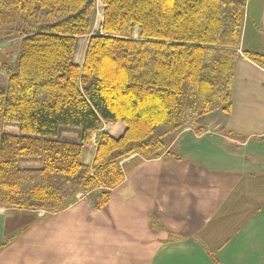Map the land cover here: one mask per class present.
<instances>
[{"label":"trees","instance_id":"1","mask_svg":"<svg viewBox=\"0 0 264 264\" xmlns=\"http://www.w3.org/2000/svg\"><path fill=\"white\" fill-rule=\"evenodd\" d=\"M248 2L0 0V45L19 41L0 88V207L56 214L82 192L103 211L125 180L123 160L158 159L168 138L203 135L205 119L229 116ZM87 37L80 67L78 42ZM243 55L264 68L263 56ZM119 124L126 130L118 139L104 130ZM64 130L79 131V144L62 141ZM22 161L42 167L23 169Z\"/></svg>","mask_w":264,"mask_h":264},{"label":"crops","instance_id":"2","mask_svg":"<svg viewBox=\"0 0 264 264\" xmlns=\"http://www.w3.org/2000/svg\"><path fill=\"white\" fill-rule=\"evenodd\" d=\"M244 52L264 57V0L248 2L231 114L205 119L203 135L170 137L158 159L123 160L125 180L103 211L82 192L56 214L0 207V264H264V68ZM104 130L118 139L126 127ZM79 134L64 130L61 140L79 144Z\"/></svg>","mask_w":264,"mask_h":264},{"label":"rangeland","instance_id":"3","mask_svg":"<svg viewBox=\"0 0 264 264\" xmlns=\"http://www.w3.org/2000/svg\"><path fill=\"white\" fill-rule=\"evenodd\" d=\"M103 11H104L103 6L99 5L97 15H96V19H95L93 34L99 32V30H100L102 19H103ZM249 21L254 22L252 16H250ZM248 27L250 29V28H252V25L248 24ZM88 41H89L88 37L82 38L79 40L78 49H77V58H76L77 61H79L82 54L85 52ZM18 52H19V41H17V40L5 42V43L0 45V61H1V65H0V88L4 87V85H5L4 83H6V81L8 82L9 74L7 73V71L11 70L14 67ZM1 80H3V82ZM172 138H168L167 141H170V139H172ZM62 140H65V139L63 138ZM79 140H80V137H79ZM94 147H95V145L90 148L91 150H88V152H87L88 159L92 158Z\"/></svg>","mask_w":264,"mask_h":264}]
</instances>
